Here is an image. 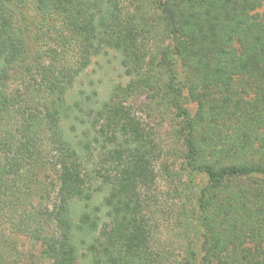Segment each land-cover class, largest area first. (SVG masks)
I'll return each mask as SVG.
<instances>
[{"label": "trees", "instance_id": "1", "mask_svg": "<svg viewBox=\"0 0 264 264\" xmlns=\"http://www.w3.org/2000/svg\"><path fill=\"white\" fill-rule=\"evenodd\" d=\"M109 53L130 92L178 111L186 167L207 181L184 264H264V0H0V210L26 200L28 169L43 164L56 188L13 230L51 264H158L140 194L153 142L119 93L90 123L73 91Z\"/></svg>", "mask_w": 264, "mask_h": 264}, {"label": "rangeland", "instance_id": "2", "mask_svg": "<svg viewBox=\"0 0 264 264\" xmlns=\"http://www.w3.org/2000/svg\"><path fill=\"white\" fill-rule=\"evenodd\" d=\"M128 81L119 57L109 53L93 59L73 91L76 94L80 91L84 93L81 95L84 102L82 109L87 113V121L90 123H94L96 111L108 103L115 92L119 93L123 104L146 131L155 147V156L150 162L146 187L140 194L149 229L154 237V253L159 260L158 264H184L185 259L189 258L191 247H195V253L200 248L196 233L195 198L198 191L207 185V181L201 175L193 176L186 167L181 135L177 132L178 111L146 94H133L127 88ZM15 86L11 84L12 88ZM179 102L191 116L195 114L197 107L187 101L184 92ZM98 132L99 126L95 123L88 134L90 150L86 158V168L96 179L95 170L103 167L100 165L102 144L95 142ZM43 151L47 152V148L44 147ZM44 172L43 164L40 168L28 169L23 177L24 182L19 185L24 189L26 200H22L18 207L7 200L12 205L0 210V264H51L41 255L44 249L42 242L36 243L11 227L18 214L24 210H45L54 200L56 188L48 185L49 180L44 179ZM48 174L51 182L53 176ZM26 184L33 189L29 198L25 195ZM99 201L100 198H97L94 204Z\"/></svg>", "mask_w": 264, "mask_h": 264}]
</instances>
